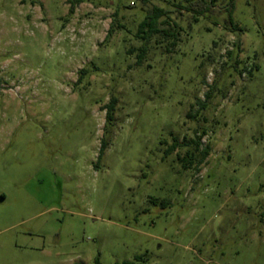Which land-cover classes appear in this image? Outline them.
<instances>
[{
  "label": "rangeland",
  "instance_id": "rangeland-1",
  "mask_svg": "<svg viewBox=\"0 0 264 264\" xmlns=\"http://www.w3.org/2000/svg\"><path fill=\"white\" fill-rule=\"evenodd\" d=\"M82 1L0 0V264H264V0Z\"/></svg>",
  "mask_w": 264,
  "mask_h": 264
},
{
  "label": "trees",
  "instance_id": "trees-1",
  "mask_svg": "<svg viewBox=\"0 0 264 264\" xmlns=\"http://www.w3.org/2000/svg\"><path fill=\"white\" fill-rule=\"evenodd\" d=\"M82 0H71V6H70V12H73L75 5L82 3ZM200 4V5H198ZM192 6H196V8H192V10L196 13V16H194L195 21L198 20L199 15L205 14L210 8H213L215 6V0H210V2H206V0H196L193 3H191ZM167 12H165L162 8L155 7L153 11L146 15V17L143 19L142 22H140L138 26V31L136 33V37L143 40L145 43L140 49L138 54V60L139 63L143 61V59L146 56L147 53V47L146 43L151 39V37L159 36L161 35L164 40L172 39L171 44H175V41L178 36V32L173 30L174 26L171 28H161L160 19L163 18ZM167 21H162V25L166 24ZM168 24V23H167ZM112 33V30L110 29L107 33V37L110 36ZM129 53H133V49L129 50ZM81 79V78H80ZM79 79V80H80ZM203 106L200 109H203ZM107 109V123L112 120L114 111H115V102H112L110 105L106 106ZM199 114V110L195 113L190 112L188 114L189 117H192L193 119L197 117ZM205 132H203L204 135ZM201 135L198 136L197 140H192L190 143L194 144V149L187 151L186 156L180 157L181 164L184 169H191L195 165H201L205 159L210 155V147L206 146L202 150H200V139ZM177 141V140H176ZM107 143L105 140L102 141V146L100 150V157L103 155L104 149L106 148ZM178 146V142H175L172 146H170L167 150L168 154H171L176 147ZM198 152L200 156H198ZM197 153V154H196ZM96 264H100L98 261ZM122 264H145V261L143 260L142 256L137 255L134 257L131 261H125Z\"/></svg>",
  "mask_w": 264,
  "mask_h": 264
}]
</instances>
